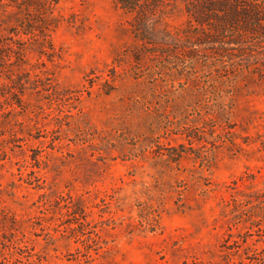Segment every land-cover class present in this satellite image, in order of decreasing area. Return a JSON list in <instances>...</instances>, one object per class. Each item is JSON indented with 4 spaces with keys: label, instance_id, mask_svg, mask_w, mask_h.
<instances>
[{
    "label": "rangeland",
    "instance_id": "obj_1",
    "mask_svg": "<svg viewBox=\"0 0 264 264\" xmlns=\"http://www.w3.org/2000/svg\"><path fill=\"white\" fill-rule=\"evenodd\" d=\"M131 23L0 0V264H264V87Z\"/></svg>",
    "mask_w": 264,
    "mask_h": 264
},
{
    "label": "trees",
    "instance_id": "obj_2",
    "mask_svg": "<svg viewBox=\"0 0 264 264\" xmlns=\"http://www.w3.org/2000/svg\"><path fill=\"white\" fill-rule=\"evenodd\" d=\"M115 1L132 14L131 30L145 46L156 52L166 48L168 55L181 51L193 60L214 50L249 68L254 83L264 87V0ZM178 4H183L188 14V26L174 30L168 17ZM10 40L15 41L13 37ZM10 43L0 36V49Z\"/></svg>",
    "mask_w": 264,
    "mask_h": 264
}]
</instances>
